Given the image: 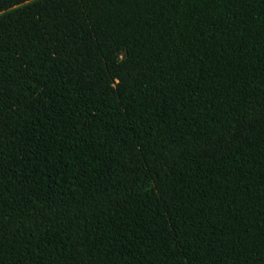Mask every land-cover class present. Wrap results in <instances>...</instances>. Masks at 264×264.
<instances>
[{
    "label": "trees",
    "instance_id": "16d2710c",
    "mask_svg": "<svg viewBox=\"0 0 264 264\" xmlns=\"http://www.w3.org/2000/svg\"><path fill=\"white\" fill-rule=\"evenodd\" d=\"M0 264H264V0H0Z\"/></svg>",
    "mask_w": 264,
    "mask_h": 264
}]
</instances>
